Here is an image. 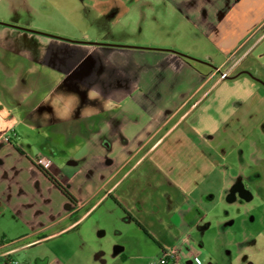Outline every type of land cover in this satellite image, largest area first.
<instances>
[{
	"label": "crops",
	"instance_id": "0c3cea01",
	"mask_svg": "<svg viewBox=\"0 0 264 264\" xmlns=\"http://www.w3.org/2000/svg\"><path fill=\"white\" fill-rule=\"evenodd\" d=\"M162 1L174 8L166 17L171 19L169 23L176 24L174 33L181 37L177 43L142 47L93 43L77 40V37L67 39L82 44L78 47L88 57L93 54L94 48L90 45L93 43L98 47L93 55L104 56L109 64L104 73L96 72L89 65L82 68L80 76L86 77L85 88L78 89L74 84L60 89L56 98L63 102L59 104L54 100L55 118L48 114L41 117V123H54L53 132L46 138L82 143L78 151L65 159L64 150L55 146L53 140H47L49 147L45 149L51 157L58 158L46 169L68 187L76 202L62 193L36 164L35 157L39 153L31 155L28 151L34 152L36 148L30 143L24 146L20 140L24 137L20 125L36 126L37 118L32 111L37 112V108L44 105L39 98L24 93L31 88L45 89L44 79L37 77L30 83L26 76V83L23 72L27 71L20 66L12 68L8 54H1L5 72L12 73L13 77L10 83L8 80L0 83L5 90L8 88V95H0V264L19 259L22 264H119L116 259L109 262L107 257L114 258L125 252L128 246L124 241L110 244L109 250L90 246L94 254V262L90 263L82 251L87 241L80 230L81 223L99 207L112 202L121 209L123 221L134 222L126 210L153 236L160 238L155 223L145 216L142 218L141 214L156 208L163 211L166 203L155 202L154 207L148 199H142L140 204L134 200L135 187L143 185L141 180L148 170L158 169L166 160L170 176L181 179L184 191L178 187L185 201L174 206V219L166 211L163 217L160 215L159 220L165 225L163 231L170 235L177 232L178 237L174 242L160 239L159 259L164 251H174L178 257L173 264H180L182 244L189 241L191 231L201 225L202 215L200 218L197 215L200 189L195 178L207 181V189L212 190L209 181L216 174L202 165L205 158L196 149L189 151L194 146L190 142L197 139L192 131L203 130L209 140L233 117H238L239 124L245 125L249 117L256 114L255 126L249 133L258 128L254 142L259 144L260 136L264 135V85L240 72L250 70L253 63L246 64L247 59L263 44V36L253 39L264 28V0H156L155 4ZM156 16L161 26L166 25L164 15L158 11ZM0 24L15 27L2 21ZM189 26L191 30H186ZM16 28L23 30L21 33L29 44L40 48L43 59H51L57 69L58 62L53 59L65 53L67 46L55 38H64L54 34L48 38L43 31L27 26ZM229 61L234 64L229 69L232 73L221 79L217 72L224 66L228 68ZM257 67V71H251L264 78L260 75H264L263 67ZM255 94L262 95L258 98L259 110L250 114L243 107ZM78 121L72 130L70 123ZM188 130L192 132L190 138L186 135ZM5 136L10 138L9 143L3 140ZM185 141L189 142L185 144ZM117 207L110 211L115 212ZM134 207L143 211L137 212ZM156 216L158 220L159 213ZM177 217L178 229L175 228ZM105 233L104 229L99 231L98 238ZM187 255H191L190 250ZM186 264L193 261L186 259Z\"/></svg>",
	"mask_w": 264,
	"mask_h": 264
},
{
	"label": "rangeland",
	"instance_id": "374dc122",
	"mask_svg": "<svg viewBox=\"0 0 264 264\" xmlns=\"http://www.w3.org/2000/svg\"><path fill=\"white\" fill-rule=\"evenodd\" d=\"M155 3L156 0H0V21L15 26L11 28V26L0 24V83H6L7 80L10 83V79L13 77L12 73L5 72V63L1 54L5 56L8 54L7 58L11 62L12 68L16 69V66H20L27 71L23 72L26 83L28 82L26 76L30 83L37 77H40L42 81L44 79L45 89L36 91L31 88L24 93L30 97H37L44 103L37 108V112L32 111L33 117L37 118L36 126L31 125L30 127L29 124L26 128L23 125L19 127L24 136L20 139L22 144L25 146V143H30L36 148L34 152L28 150L31 155L39 153L40 157H49L52 161L55 159L58 161L57 156L51 157V154L45 151L49 147L47 140H53L55 146L64 150L63 159L71 156L78 151L79 146H82L79 140L72 144L70 140L46 138L53 132L54 123H41V117L48 114L55 118V109L52 105L54 100H58L56 97L60 94V89L74 84L78 89L85 88L86 79L84 78L86 77L80 76V73L83 72L82 68L89 65L100 73H104V69H108L109 64L106 59H103L104 56L100 55L97 58L96 55H93L97 52L95 48H98L93 43L134 44L144 47V45L156 46L157 44L165 45L178 42V38L181 37H177L174 33L176 26H173L176 24L169 23L168 20L171 21V19L166 17L168 12L174 8L163 1L158 5ZM149 4L153 6L149 7ZM118 5H123V7L118 11L114 10L113 8ZM158 11L160 15H164L162 18L166 21V25L161 26L156 21L159 19L156 16ZM179 20L181 21V18L178 15ZM185 23L188 25L187 22ZM18 26H27L28 29L43 31L48 38H51V34L64 38L63 40L55 38L60 40L61 45L64 44L67 47L64 48L65 53H60L58 58L54 57L53 59L58 62L57 65L61 70L58 67L54 68L56 64L50 62L51 59L48 61L43 59L44 55L41 54L43 51L33 47V43L29 44L27 38L21 33L23 30L16 28ZM185 29L191 30V26ZM192 32L197 34L194 29ZM259 36H263V44L253 50L255 52L249 56V60L247 59L246 62V64L253 63V66H249L250 71H257L258 65L264 69V57H262L264 54V28L257 33L253 40ZM74 37H77V40L92 41L93 43L90 45L94 48L93 54L89 57L88 55L84 56L82 48L78 47L82 44L67 40L76 39ZM247 47L248 45L245 46V48ZM244 49L242 50L244 51ZM256 52H262V54L258 55ZM217 55L220 58L223 56L220 53ZM231 61L226 65L228 68L224 66L219 73L217 72L221 79L224 78L222 72L227 73L228 76L231 75L232 71L230 70L234 67V64H230ZM260 75L264 76L262 73ZM6 91L8 88L5 90L0 85V95L3 93L8 95ZM259 95L255 94L249 101H245L243 109H247L246 112L252 114L259 110L258 98L262 96ZM58 102L60 104L63 99ZM23 113L27 116L26 112ZM255 116L256 114L250 116L245 125H240L239 118L233 117L223 127H219L209 140L206 139V133L202 132L203 130L192 131L197 139L195 137L196 143L190 142L194 146H191L189 151L193 148L196 149L197 153L205 158L202 165H207L216 174L209 181L212 190L207 189V181L200 177V179L194 177L198 181L200 189V196L197 200L198 210H196L198 218L202 215L201 225L195 227L191 231L192 238L182 244L181 256L183 258L180 260V264H186V259L193 261V264H264V176L263 180L262 178L257 180V186L254 183L249 184L250 187H254L255 192L245 189L247 181L241 180L240 185L234 183L237 185L235 188L232 184L235 175L230 176L231 173L237 171L239 173L253 169L260 171L261 174L264 173V135L260 136L261 139L257 145L254 142V137L258 134V128L254 129L253 133H249L255 126ZM78 123L79 121L70 123L72 130ZM184 123L188 125L187 122ZM192 132L188 130L186 135L190 138ZM172 135L174 136V134ZM252 144L260 149L252 148ZM185 153L189 154L188 151ZM239 156L242 159H239ZM167 169H169L167 160L163 161L158 169H153V167L149 169L147 176L141 180V182L144 181L143 185L135 187L137 196L134 201H138L140 204L142 199H148L152 203L151 206L154 207H156L153 204L155 202L166 203L163 211H166L168 214L166 212L165 214L174 219V206L185 201V198H182L179 191V187L182 186L181 179L179 178V181L178 178L173 179ZM247 191L251 193L249 196H247ZM245 199L246 202L243 203ZM134 201L132 203L138 206ZM114 207H117L115 203L107 202L81 223L80 230L89 244L84 243L82 251L87 255L90 263L94 262L93 249L90 246L109 250L110 244L112 246V244L124 241L128 249L126 248L125 252L114 258L107 257L109 262L116 259L119 264H159V257L162 254V242L160 241L164 239L174 242L178 237L177 232L170 235L167 231H163L165 225L159 220L160 215L164 216L163 211L156 208L150 213L141 214L142 218L145 216L147 220L155 223V231L160 238L155 234L157 238L153 236L155 238L153 241L147 234V237L144 236L145 234L135 222L123 221L122 218L125 217L119 207L115 212H111L110 208L114 210ZM134 209H138L137 212L143 211L137 207ZM157 213H159L158 220ZM176 220L175 228L178 229L180 227H178V217ZM103 229L106 232L105 235L98 238L97 234ZM189 250L191 255H187ZM173 253L177 258L178 254L174 251ZM107 255L109 256V254ZM19 261L21 262L20 259Z\"/></svg>",
	"mask_w": 264,
	"mask_h": 264
},
{
	"label": "flooded vegetation",
	"instance_id": "af4514ba",
	"mask_svg": "<svg viewBox=\"0 0 264 264\" xmlns=\"http://www.w3.org/2000/svg\"><path fill=\"white\" fill-rule=\"evenodd\" d=\"M120 7L119 6H117V7H115V8H113L114 10H117L118 11V9H119ZM244 71H249V75L253 78V79H255V80H257V82H259V83H261V84H263L264 85V78H261L260 76H258L255 72H253V71H250V70H244ZM245 73V72H244ZM248 74V73H247ZM229 77V76H228ZM233 175H235V177L232 179L233 181H232V184L235 186V188H237V185L236 184H238V185H240V182H241V180L242 181H247L246 183H245V189H248L249 191H252V192H255V190H254V187H250L249 186V184L250 183H254V185L255 186H257L258 185V179L260 178H262V180H263V176H264V173H262L261 174V172L260 171H258V170H252V171H247V170H244V171H241V172H239L238 173V171L237 172H235ZM234 183H236V184H234ZM248 192V191H247ZM251 193H249L248 192V194H247V196H249ZM233 202V201H232ZM246 202V199L243 201V203H245ZM252 241V240H251ZM252 242H254V241H252ZM166 252L167 251H164V255H163V257L164 256H166ZM162 258V257H161ZM174 263V261L173 262H171V263H169V262H167V264H173Z\"/></svg>",
	"mask_w": 264,
	"mask_h": 264
},
{
	"label": "trees",
	"instance_id": "16d2710c",
	"mask_svg": "<svg viewBox=\"0 0 264 264\" xmlns=\"http://www.w3.org/2000/svg\"><path fill=\"white\" fill-rule=\"evenodd\" d=\"M43 169V172L45 173V175L53 182L56 184V186L58 187V189L64 193L68 198H70L72 200V202H76V198L73 196L72 192L68 189V187L66 185H64L61 181H59L56 176H54L52 173L49 172L48 169L41 167ZM116 202H118L117 200H115ZM118 204H120L118 202ZM126 214L129 215L130 218H132L135 222V224L137 225V227H139L140 229H142V231H144L151 239H153V241H155V238L153 237V235L151 233H149V231L143 226L141 225V223L129 212H127L126 210H124Z\"/></svg>",
	"mask_w": 264,
	"mask_h": 264
},
{
	"label": "built area",
	"instance_id": "2783aa9c",
	"mask_svg": "<svg viewBox=\"0 0 264 264\" xmlns=\"http://www.w3.org/2000/svg\"><path fill=\"white\" fill-rule=\"evenodd\" d=\"M222 77L227 78L228 74L222 72ZM4 141H6L7 143L10 142V138L8 136H5L3 138ZM35 162L36 164H38L40 167H44V168H48L51 166L52 164V160L48 157H40L39 155H37L35 157ZM175 258V254L173 253V251H167L166 252V256L162 257L159 259V264H167V262L171 263L174 261ZM7 264H22L20 263V261L14 260V261H10Z\"/></svg>",
	"mask_w": 264,
	"mask_h": 264
},
{
	"label": "water",
	"instance_id": "95a60500",
	"mask_svg": "<svg viewBox=\"0 0 264 264\" xmlns=\"http://www.w3.org/2000/svg\"><path fill=\"white\" fill-rule=\"evenodd\" d=\"M244 72L249 74V71H242V72H240V73L242 74V73H244ZM237 75H238V74H237ZM237 75H236V76H237ZM233 77H235V76H233ZM247 199H248V198H247Z\"/></svg>",
	"mask_w": 264,
	"mask_h": 264
}]
</instances>
